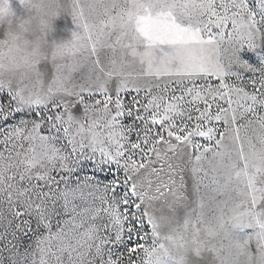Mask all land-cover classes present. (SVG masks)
I'll return each mask as SVG.
<instances>
[{
  "label": "snow or ice",
  "instance_id": "1",
  "mask_svg": "<svg viewBox=\"0 0 264 264\" xmlns=\"http://www.w3.org/2000/svg\"><path fill=\"white\" fill-rule=\"evenodd\" d=\"M67 16L0 83V264H264V0Z\"/></svg>",
  "mask_w": 264,
  "mask_h": 264
},
{
  "label": "clouds",
  "instance_id": "2",
  "mask_svg": "<svg viewBox=\"0 0 264 264\" xmlns=\"http://www.w3.org/2000/svg\"><path fill=\"white\" fill-rule=\"evenodd\" d=\"M23 9V18L11 8V0H0V83L7 86L35 76V69L54 55L64 42L49 43L55 21L67 15L70 0H16ZM35 99L30 93L18 97V104L27 107ZM46 99V97H45Z\"/></svg>",
  "mask_w": 264,
  "mask_h": 264
},
{
  "label": "rangeland",
  "instance_id": "3",
  "mask_svg": "<svg viewBox=\"0 0 264 264\" xmlns=\"http://www.w3.org/2000/svg\"><path fill=\"white\" fill-rule=\"evenodd\" d=\"M11 8L16 13L17 16L23 18L25 13L23 9L16 3V0H11ZM55 31L49 37V43H59L65 42L71 38V33L74 30V25L72 23L71 17L67 15H62L59 19L55 21L54 25ZM3 37V29H0V38Z\"/></svg>",
  "mask_w": 264,
  "mask_h": 264
}]
</instances>
